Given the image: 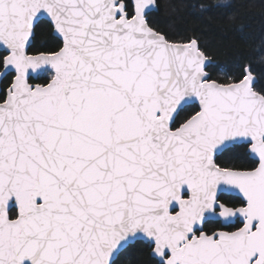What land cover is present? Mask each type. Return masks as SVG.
<instances>
[{"label": "snow or ice", "instance_id": "obj_1", "mask_svg": "<svg viewBox=\"0 0 264 264\" xmlns=\"http://www.w3.org/2000/svg\"><path fill=\"white\" fill-rule=\"evenodd\" d=\"M159 10L0 0V264H264V41Z\"/></svg>", "mask_w": 264, "mask_h": 264}, {"label": "trees", "instance_id": "obj_2", "mask_svg": "<svg viewBox=\"0 0 264 264\" xmlns=\"http://www.w3.org/2000/svg\"><path fill=\"white\" fill-rule=\"evenodd\" d=\"M159 3L156 19L161 26L199 35L219 63L230 61L236 50L258 51L264 41V0H159ZM257 67L264 69L259 63Z\"/></svg>", "mask_w": 264, "mask_h": 264}]
</instances>
